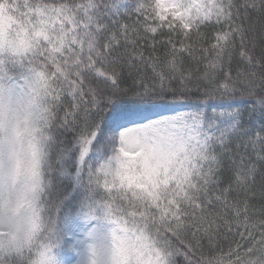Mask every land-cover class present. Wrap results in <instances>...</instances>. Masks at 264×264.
I'll list each match as a JSON object with an SVG mask.
<instances>
[{"label": "snow or ice", "instance_id": "6c2138e0", "mask_svg": "<svg viewBox=\"0 0 264 264\" xmlns=\"http://www.w3.org/2000/svg\"><path fill=\"white\" fill-rule=\"evenodd\" d=\"M0 264H264V0H0Z\"/></svg>", "mask_w": 264, "mask_h": 264}]
</instances>
